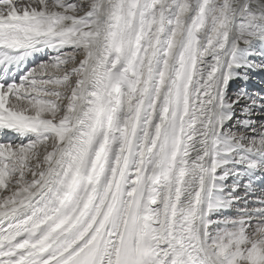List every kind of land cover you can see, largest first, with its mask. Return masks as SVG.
<instances>
[{
    "label": "snow or ice",
    "instance_id": "obj_1",
    "mask_svg": "<svg viewBox=\"0 0 264 264\" xmlns=\"http://www.w3.org/2000/svg\"><path fill=\"white\" fill-rule=\"evenodd\" d=\"M264 0H0V264H264Z\"/></svg>",
    "mask_w": 264,
    "mask_h": 264
},
{
    "label": "bare ground",
    "instance_id": "obj_2",
    "mask_svg": "<svg viewBox=\"0 0 264 264\" xmlns=\"http://www.w3.org/2000/svg\"><path fill=\"white\" fill-rule=\"evenodd\" d=\"M254 85L258 89L260 86L264 85V80L260 76L254 77Z\"/></svg>",
    "mask_w": 264,
    "mask_h": 264
}]
</instances>
